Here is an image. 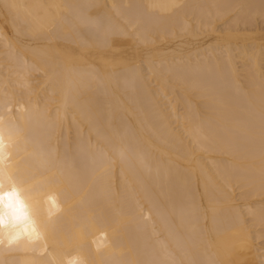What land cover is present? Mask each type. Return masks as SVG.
Returning <instances> with one entry per match:
<instances>
[{"label":"bare ground","instance_id":"bare-ground-1","mask_svg":"<svg viewBox=\"0 0 264 264\" xmlns=\"http://www.w3.org/2000/svg\"><path fill=\"white\" fill-rule=\"evenodd\" d=\"M0 264H264V0H0Z\"/></svg>","mask_w":264,"mask_h":264},{"label":"snow or ice","instance_id":"snow-or-ice-1","mask_svg":"<svg viewBox=\"0 0 264 264\" xmlns=\"http://www.w3.org/2000/svg\"><path fill=\"white\" fill-rule=\"evenodd\" d=\"M20 193L18 190L12 189L8 192L2 190L0 185V219H2L4 209L7 207L13 214H20L24 211L23 202L19 199Z\"/></svg>","mask_w":264,"mask_h":264}]
</instances>
